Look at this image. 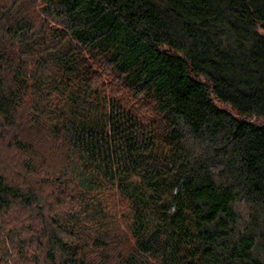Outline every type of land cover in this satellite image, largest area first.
I'll list each match as a JSON object with an SVG mask.
<instances>
[{
    "label": "trees",
    "instance_id": "obj_1",
    "mask_svg": "<svg viewBox=\"0 0 264 264\" xmlns=\"http://www.w3.org/2000/svg\"><path fill=\"white\" fill-rule=\"evenodd\" d=\"M0 264H264V0H0Z\"/></svg>",
    "mask_w": 264,
    "mask_h": 264
}]
</instances>
